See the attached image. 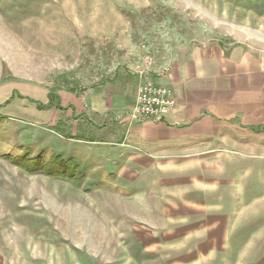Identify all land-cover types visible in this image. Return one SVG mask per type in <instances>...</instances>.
Listing matches in <instances>:
<instances>
[{
	"label": "rangeland",
	"instance_id": "374dc122",
	"mask_svg": "<svg viewBox=\"0 0 264 264\" xmlns=\"http://www.w3.org/2000/svg\"><path fill=\"white\" fill-rule=\"evenodd\" d=\"M207 43L264 47V0H0V86L151 78ZM13 118L0 120V264H264L260 161L232 158L225 197L173 171L129 186L47 124ZM199 170L201 184L224 174Z\"/></svg>",
	"mask_w": 264,
	"mask_h": 264
},
{
	"label": "crops",
	"instance_id": "0c3cea01",
	"mask_svg": "<svg viewBox=\"0 0 264 264\" xmlns=\"http://www.w3.org/2000/svg\"><path fill=\"white\" fill-rule=\"evenodd\" d=\"M151 76L170 87L176 101L161 120L130 116L141 79L131 71H117L80 92L57 89L55 104L58 101L63 110L43 108L50 89L6 82L0 86V120L61 124L66 134L79 136L66 141L79 144L75 146L83 151L84 160L93 159L92 165L102 168L103 174L112 173L129 186L153 182L155 175L156 180L163 175L168 180L173 171L196 177L188 180H198L200 190H211L212 198H219L231 189L227 169L231 173L233 157L245 156L264 166L263 46H189L177 51L168 71ZM48 130L56 139H65ZM203 165L213 170L224 167L219 176L223 185L216 177L201 184L200 170L194 173ZM222 190L225 193L219 195ZM260 261L264 263V253Z\"/></svg>",
	"mask_w": 264,
	"mask_h": 264
},
{
	"label": "built area",
	"instance_id": "2783aa9c",
	"mask_svg": "<svg viewBox=\"0 0 264 264\" xmlns=\"http://www.w3.org/2000/svg\"><path fill=\"white\" fill-rule=\"evenodd\" d=\"M167 70L166 67L165 71ZM140 78L130 116L161 120L175 107L176 101L172 89L141 74Z\"/></svg>",
	"mask_w": 264,
	"mask_h": 264
},
{
	"label": "trees",
	"instance_id": "16d2710c",
	"mask_svg": "<svg viewBox=\"0 0 264 264\" xmlns=\"http://www.w3.org/2000/svg\"><path fill=\"white\" fill-rule=\"evenodd\" d=\"M55 91H56V89H52V90H50V92H49V94H48V99H49V101H48V103L45 105V106H43V108H49V107H51V106H56V108L57 109H60V110H63V108L60 106V104H59V102L57 101V103L55 104V101H56V98H57V96H56V93H55ZM70 91V90H69ZM48 129H50V130H53L54 132H57V133H59L60 135H62L63 137H69V138H77V137H79L78 135H76V136H72V135H70V134H66L64 131H63V127L61 126V124H56L54 127H48ZM78 139V138H77ZM10 154H7V155H4L3 157L4 158H6V159H10L11 160V158H10ZM31 160H34V161H37V158H34V159H31ZM23 161H27V160H23ZM30 161V160H29ZM28 161V162H29ZM17 163V161L14 159V163ZM41 164V163H40ZM34 165V164H33ZM38 168H42L41 166H39ZM38 168H35L34 166H33V168L32 167H30V168H28V171H35L36 169L38 170ZM42 171H44V173H51V171H50V169H48L47 167L46 168H44V169H42Z\"/></svg>",
	"mask_w": 264,
	"mask_h": 264
}]
</instances>
